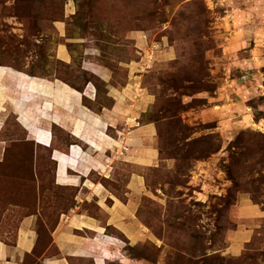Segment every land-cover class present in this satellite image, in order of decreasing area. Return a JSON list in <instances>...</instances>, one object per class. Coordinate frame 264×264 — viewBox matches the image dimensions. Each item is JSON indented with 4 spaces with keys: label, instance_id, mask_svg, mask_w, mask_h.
Returning a JSON list of instances; mask_svg holds the SVG:
<instances>
[{
    "label": "rangeland",
    "instance_id": "1",
    "mask_svg": "<svg viewBox=\"0 0 264 264\" xmlns=\"http://www.w3.org/2000/svg\"><path fill=\"white\" fill-rule=\"evenodd\" d=\"M8 67L81 94L91 85L80 102L94 115L111 105L110 89L131 85L138 124L154 126V165L91 177L121 202L128 178L143 179L134 217L144 235L111 264H264V0H0V71ZM24 121L7 112L0 122V240L12 244L33 217L43 245L76 206L51 157L74 139L51 127L52 143L38 145ZM246 204L260 211L249 224ZM240 224L252 237L232 257L228 233Z\"/></svg>",
    "mask_w": 264,
    "mask_h": 264
},
{
    "label": "crops",
    "instance_id": "2",
    "mask_svg": "<svg viewBox=\"0 0 264 264\" xmlns=\"http://www.w3.org/2000/svg\"><path fill=\"white\" fill-rule=\"evenodd\" d=\"M66 53L58 56L59 61L68 62L70 57ZM18 74L19 71L9 67L0 71V122L10 112L18 123L25 120L23 125L33 131L35 142L44 144L52 143L51 127L70 134L74 142L65 152L53 149L51 157L56 185L76 189V206L59 216L43 245L33 217L23 219L12 244L0 240V264H111L113 255L121 254L127 244L136 243L144 235L134 217L135 199L144 191L143 179L135 174L128 178L127 201L121 202L91 177H110L117 163L136 168L154 165L157 152L150 144L154 126L138 124L144 111L131 109V85L110 89L107 96L112 100L111 105L94 115L80 102L82 95L92 94L91 85L81 94L72 88L73 92L70 91L58 80L32 77L39 82H27ZM98 75L103 83L109 84L110 74L99 72ZM143 101L140 105L146 104ZM28 105L38 106L34 115L26 112ZM38 127L40 130L36 132ZM80 144L86 149H79ZM127 146L128 150L123 152ZM85 203H94L96 210L91 214L84 211L81 205ZM242 208L243 221L248 224L260 215L255 205L246 204ZM241 226L228 233L225 253L232 257L240 256L252 237L246 229L248 226L245 229Z\"/></svg>",
    "mask_w": 264,
    "mask_h": 264
},
{
    "label": "trees",
    "instance_id": "3",
    "mask_svg": "<svg viewBox=\"0 0 264 264\" xmlns=\"http://www.w3.org/2000/svg\"><path fill=\"white\" fill-rule=\"evenodd\" d=\"M4 67H7V66H4ZM15 70H16V69H15ZM17 71H18V70H17ZM71 88L74 89V90H76V91H81V90H83V89H81V88H79V87L77 88V87H73V86H71ZM33 142H35V141H33ZM37 144L40 145L41 143L37 142ZM47 238H48V236H47ZM14 239H15V238H14ZM12 243H13V242H12Z\"/></svg>",
    "mask_w": 264,
    "mask_h": 264
},
{
    "label": "bare ground",
    "instance_id": "4",
    "mask_svg": "<svg viewBox=\"0 0 264 264\" xmlns=\"http://www.w3.org/2000/svg\"><path fill=\"white\" fill-rule=\"evenodd\" d=\"M29 81H31V80H29ZM27 90V89H26ZM26 93V92H25ZM24 96H26L27 97V99L30 97L29 95H24ZM40 130V128L38 127V128H36V132H38ZM43 132H45V131H43ZM37 143V142H36Z\"/></svg>",
    "mask_w": 264,
    "mask_h": 264
}]
</instances>
